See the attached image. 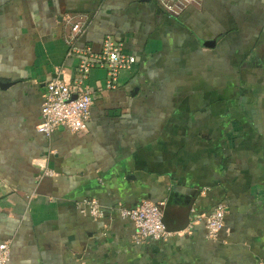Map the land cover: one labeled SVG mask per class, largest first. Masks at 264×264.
I'll use <instances>...</instances> for the list:
<instances>
[{
  "label": "crops",
  "instance_id": "crops-1",
  "mask_svg": "<svg viewBox=\"0 0 264 264\" xmlns=\"http://www.w3.org/2000/svg\"><path fill=\"white\" fill-rule=\"evenodd\" d=\"M106 35L136 55L89 129L38 130L47 80ZM95 68L90 81L104 82ZM53 171L45 174L44 169ZM95 198V218L78 203ZM165 201L172 235L137 244L115 207ZM224 202L210 239L199 219ZM8 264H264V0H0V243Z\"/></svg>",
  "mask_w": 264,
  "mask_h": 264
},
{
  "label": "built area",
  "instance_id": "built-area-1",
  "mask_svg": "<svg viewBox=\"0 0 264 264\" xmlns=\"http://www.w3.org/2000/svg\"><path fill=\"white\" fill-rule=\"evenodd\" d=\"M159 6L170 15H181L193 5H201V0H156ZM67 23L71 33L66 37L68 56L76 59V71L71 77L64 75V70H58V75L47 80L43 93L41 121L38 130L51 135L57 129L64 127L71 131H86L92 119V108L102 92L118 87L123 70L132 69L137 61L125 42L108 34L105 36L102 48L96 50L89 44L79 45L80 34L85 30L86 20L82 15H68ZM95 68H103L107 72L104 82L92 84L91 73ZM45 174L53 173L44 169ZM165 201L144 199L135 206L118 205L115 211L135 225L133 239L135 243H145L151 239L166 240L171 235L164 220ZM80 211L95 218L105 215V209L95 198L84 199L78 203ZM228 206L218 203L211 213L200 217L207 229L210 239H218L226 225ZM11 257L10 241L0 243V264H8Z\"/></svg>",
  "mask_w": 264,
  "mask_h": 264
}]
</instances>
